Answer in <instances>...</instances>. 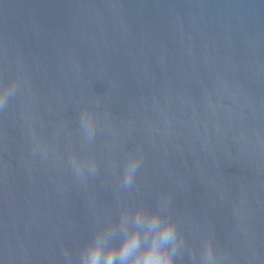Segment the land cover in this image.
<instances>
[{"label":"water","instance_id":"95a60500","mask_svg":"<svg viewBox=\"0 0 264 264\" xmlns=\"http://www.w3.org/2000/svg\"><path fill=\"white\" fill-rule=\"evenodd\" d=\"M7 81L0 264H85L139 209L172 264H264V0H0Z\"/></svg>","mask_w":264,"mask_h":264},{"label":"clouds","instance_id":"9594fccd","mask_svg":"<svg viewBox=\"0 0 264 264\" xmlns=\"http://www.w3.org/2000/svg\"><path fill=\"white\" fill-rule=\"evenodd\" d=\"M14 87L15 81L0 82V103L8 99ZM135 165L133 158L131 171ZM177 231L174 220L160 223L159 212L139 209L135 225L119 243L110 242L107 232L90 242L85 264H172Z\"/></svg>","mask_w":264,"mask_h":264}]
</instances>
